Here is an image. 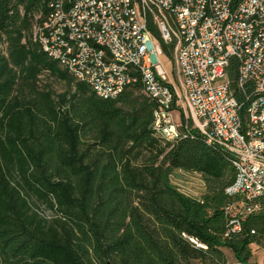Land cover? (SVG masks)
<instances>
[{
	"label": "trees",
	"instance_id": "obj_1",
	"mask_svg": "<svg viewBox=\"0 0 264 264\" xmlns=\"http://www.w3.org/2000/svg\"><path fill=\"white\" fill-rule=\"evenodd\" d=\"M48 3L0 0V264H227L224 249L250 264L264 200L230 232L231 153L189 125L174 142L154 136L140 83L105 100L76 82L32 39ZM175 173L199 176L201 195L180 193Z\"/></svg>",
	"mask_w": 264,
	"mask_h": 264
},
{
	"label": "built area",
	"instance_id": "obj_2",
	"mask_svg": "<svg viewBox=\"0 0 264 264\" xmlns=\"http://www.w3.org/2000/svg\"><path fill=\"white\" fill-rule=\"evenodd\" d=\"M48 8L32 39L76 82L105 100L140 83L157 105L154 136L174 142L189 125L231 153L225 194L236 199L230 232H238L264 200V0H49ZM154 33L172 46L175 78Z\"/></svg>",
	"mask_w": 264,
	"mask_h": 264
},
{
	"label": "rangeland",
	"instance_id": "obj_3",
	"mask_svg": "<svg viewBox=\"0 0 264 264\" xmlns=\"http://www.w3.org/2000/svg\"><path fill=\"white\" fill-rule=\"evenodd\" d=\"M164 66L167 69L168 73L175 78V67L173 61L170 59L164 58ZM40 85H46L51 88L56 94H60L64 91V85L52 77H48L46 74L40 76ZM172 185L182 194L191 197H198L203 192V185L200 180V177L194 174H183L175 173L172 177ZM47 216L50 213L46 214ZM253 258L251 262H258L262 254H264V247L252 246L250 248ZM227 257V264H236L235 259L231 252L227 249L223 250ZM191 264H199L198 262H192Z\"/></svg>",
	"mask_w": 264,
	"mask_h": 264
},
{
	"label": "crops",
	"instance_id": "obj_4",
	"mask_svg": "<svg viewBox=\"0 0 264 264\" xmlns=\"http://www.w3.org/2000/svg\"><path fill=\"white\" fill-rule=\"evenodd\" d=\"M252 246H256V245H252ZM252 246H250V248L252 247ZM256 247H258V246H256ZM232 254V253H231ZM226 255V254H225ZM262 255H264V254H262ZM252 258H253V255H252V257H251V259H250V264H260L261 263V259H262V257H261V259L258 261V262H251V260H252Z\"/></svg>",
	"mask_w": 264,
	"mask_h": 264
}]
</instances>
